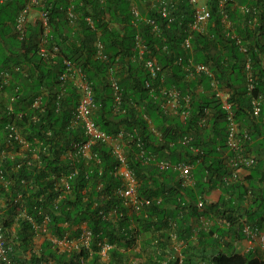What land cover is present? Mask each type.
<instances>
[{"label":"trees","instance_id":"16d2710c","mask_svg":"<svg viewBox=\"0 0 264 264\" xmlns=\"http://www.w3.org/2000/svg\"><path fill=\"white\" fill-rule=\"evenodd\" d=\"M142 1L43 0L46 32L41 19L18 30L27 0H0V72L10 74L8 82L0 77V227L13 264H264L263 248L238 252L233 245L247 226L264 231V0H230L225 12L210 0L206 32L190 29L189 0H175L170 18ZM151 57L156 77L145 66ZM67 60L92 83L96 123L111 136L125 133L137 204L122 192L127 183L110 144L94 142L90 157L79 149L88 136L75 122L81 94L61 79ZM196 64L212 75L196 72ZM163 88L180 91V111L189 97L186 120L167 110ZM219 89L229 93L250 166L230 160L236 153ZM164 158L192 164L194 183L161 169ZM216 189L217 200L210 197ZM0 264L8 263L0 257Z\"/></svg>","mask_w":264,"mask_h":264},{"label":"built area","instance_id":"2783aa9c","mask_svg":"<svg viewBox=\"0 0 264 264\" xmlns=\"http://www.w3.org/2000/svg\"><path fill=\"white\" fill-rule=\"evenodd\" d=\"M190 3L193 5L194 8V20L190 23V29L193 31H200V32H206L208 29V24L212 17V11L210 8V0H189ZM230 0H217L219 8L225 12V6L226 3ZM156 3L158 4V10L161 13L163 17L170 18V7L171 5L175 4V0H156ZM43 4V0H27L26 5L20 10L18 13L16 22H17V28L19 31H23L26 24L30 21L31 13L32 11L37 7L40 8V18L44 23L45 31L47 32L49 30L48 26V16L46 15L45 11L42 10L41 6ZM242 11L249 12L250 7L242 6ZM255 11H257L256 8H254ZM133 13L134 18L136 20H140L143 18L142 13L138 7L134 3L133 7ZM69 14L71 17H73L75 14L72 10V8L69 9ZM258 19V16H255V20ZM145 20L151 24L155 25V30H158V25L154 22L151 18H145ZM224 23L228 28H231V23L228 20V16L225 14L224 17ZM22 33V32H21ZM191 37H187L184 44L186 47H191ZM46 38L43 37L42 40V46L41 51L44 55L49 56L51 51L48 50V48L45 47ZM100 50L99 54H102L101 47L102 44L98 43ZM54 50H57L55 48ZM246 50V48H244ZM143 51L144 49H141V59H143ZM52 55V54H51ZM145 66L148 68V70L151 72L152 77L157 76L158 72V65H157V59L156 58H148L145 60ZM250 67V65H248ZM66 70L61 75L62 80H71L77 87L78 91L81 94L79 105L75 112V122L80 123L85 133L88 136V141L85 142L83 145L80 146V151L84 154L86 157L92 156L91 152V145L96 141H102L105 143H108L112 146L116 156L122 163L120 167V173L124 176L126 180V188L122 191L124 195L131 200L133 204H137V180L135 175L132 173L130 169H128L126 164V156H125V147L126 143L123 142L124 140V132H120L117 136H111L106 131H104L95 121L93 117V111L96 107L95 104V93L94 88L92 87V83L88 80L87 76L83 73V71L77 67L71 60L66 61ZM196 72H205L208 75H212V72L210 71L209 67L205 64H197L193 67ZM189 70V69H188ZM191 74V73H190ZM192 75V74H191ZM0 77L5 82H8L10 79V74L7 72H0ZM215 84V83H214ZM151 88V84H147ZM113 87L116 91V105L117 108L120 107L121 104V94L119 89V84L117 80H113ZM151 90L154 91L153 88ZM163 94L166 98H169V103L174 108H179L181 106V99L182 96L180 94V91L177 89H168L163 88L162 89ZM218 95L223 99V106L229 111L228 116V142L232 149H234L236 155L231 157L230 160L233 163V165L236 167L240 164L243 166H250L254 163V158L252 156H245L243 153L242 148V135L240 133V129L238 126V123L235 120L234 112L232 111V105L228 101L229 96H225V94L218 90ZM185 105L184 109L181 111V116H183L185 119L189 116V108H190V99L189 97H185ZM255 113L258 114L260 112V102L258 100H255ZM205 119V117H204ZM201 120L200 124H205V120ZM121 140V141H120ZM184 143H187L190 141V138L186 136L184 138ZM141 148V155L147 156V151ZM157 165L163 169H169L173 168L175 171L179 173V177L183 179L184 184H193L194 183V176H193V168L194 166L190 163L186 162H179L176 164H172L169 159H161L157 162ZM233 178L238 177L237 171L233 173ZM198 206L202 208L204 206V200L199 199ZM246 235L249 239L252 240V244L255 243V241L258 240L259 244L264 248V232L257 234L254 233L249 226L245 228ZM6 237L4 236V233L2 231V228L0 227V257L6 260L8 264H13L12 259L8 255V246H7ZM107 248L104 250V254H106Z\"/></svg>","mask_w":264,"mask_h":264},{"label":"crops","instance_id":"0c3cea01","mask_svg":"<svg viewBox=\"0 0 264 264\" xmlns=\"http://www.w3.org/2000/svg\"><path fill=\"white\" fill-rule=\"evenodd\" d=\"M36 15H39V11L38 10H33L32 14H31V17L34 13H37ZM39 19V16L38 18H35V20H31V22H36L37 20ZM172 110V109H171ZM173 111V110H172ZM173 114H175L173 112ZM248 173L247 170L244 171V173ZM221 195V191L219 189H216L212 192V194L210 195V197H212L213 199L217 200ZM208 217H205L203 220L206 221V223L208 222V224L210 223L208 220ZM213 222V221H212ZM211 222V223H212ZM208 226V225H207ZM208 227H206L207 229ZM256 243V242H255ZM235 249L238 251V252H246V251H249V250H254L255 248V245L252 244V240L249 239V238H242L240 240H236L234 243H233ZM258 247V246H257Z\"/></svg>","mask_w":264,"mask_h":264},{"label":"clouds","instance_id":"9594fccd","mask_svg":"<svg viewBox=\"0 0 264 264\" xmlns=\"http://www.w3.org/2000/svg\"><path fill=\"white\" fill-rule=\"evenodd\" d=\"M134 3L136 4V5H138L135 1H134ZM142 3L143 4H145L144 6L146 7V9H147V11L150 9V8H152V7H154L157 3H156V0H144V1H142ZM148 6V7H147ZM139 7V6H138ZM139 9H140V7H139ZM34 10H38L39 11V19H41L40 17V8H35ZM141 11V10H140ZM33 12V11H32ZM142 13V12H141ZM32 14V13H31ZM148 18H150V17H148ZM29 22H31V17H30V21ZM208 30V29H207ZM42 40H43V38H42ZM142 49H144V48H142ZM197 65V64H196ZM214 86H216V84H214ZM216 89H217V86L215 87ZM172 89V88H171ZM173 89H175V88H173ZM219 90H221V91H224V89H219ZM226 90V89H225ZM165 105H166V108H167V110L170 112V113H175V114H178V115H180V117L183 119V120H186L183 116H181V111H180V109H181V107L182 106H180L179 108H174L170 103H169V98H167V101H166V103H165ZM117 106V105H116ZM120 106H121V104H120ZM117 108V107H116ZM120 108V107H119ZM119 108H117V109H119ZM173 111H172V110ZM213 223V222H212ZM211 222H210V224H212ZM264 232V231H263ZM247 237V235L244 237V238H246ZM88 238H89V235H88ZM248 238V237H247ZM256 243H254L253 245H255V248L258 246V247H261V248H263L260 244H259V242H258V240L257 241H255ZM254 248V249H255ZM264 249V248H263ZM250 251V250H249ZM246 252H248V251H246ZM104 254V253H103ZM104 255H106V254H104Z\"/></svg>","mask_w":264,"mask_h":264},{"label":"rangeland","instance_id":"374dc122","mask_svg":"<svg viewBox=\"0 0 264 264\" xmlns=\"http://www.w3.org/2000/svg\"><path fill=\"white\" fill-rule=\"evenodd\" d=\"M148 7V6H147ZM36 14H38V12L37 13H34L33 15H32V17H31V20H35V18H38V16L39 15H36ZM224 94H225V96H229V93H228V91L227 90H224V91H222ZM87 240L89 239L88 237L86 238ZM43 240H44V236H42V235H39L38 237H37V244H38V246L43 242ZM70 243L69 242H63L62 243V245L63 246H68ZM74 245L76 244V242H74L73 243ZM178 250L180 251V247L178 246Z\"/></svg>","mask_w":264,"mask_h":264}]
</instances>
